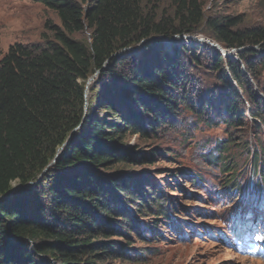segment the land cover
Segmentation results:
<instances>
[{
    "label": "trees",
    "instance_id": "1",
    "mask_svg": "<svg viewBox=\"0 0 264 264\" xmlns=\"http://www.w3.org/2000/svg\"><path fill=\"white\" fill-rule=\"evenodd\" d=\"M39 1L57 11L62 27L52 26L54 38L43 44H11L0 60V197L12 192L17 183L26 185L37 180L58 148H64L50 166L47 185L36 187L28 203L20 194L30 196L31 190L23 189L0 200V264L144 260L145 251L137 256L138 249L133 248L131 230L143 239L149 227L133 212L139 216L165 215L164 222L179 232L178 223L168 214L169 204L174 201L147 176L138 181L135 176L112 177L105 171L110 164L145 162V153L131 154L132 148L123 146L124 134L143 140L156 138L159 126L153 124L154 118L160 123L165 115L169 119L170 113L178 110L179 100L175 97L186 68L181 53L186 54L187 49L184 44L177 47L182 40L168 46L162 40H147L209 32L227 50L244 49L264 42V26L241 28L239 16L206 15L202 0H175L173 13H159L156 7L148 9L145 1L153 0ZM84 29L90 30L89 44L70 36ZM143 41L145 51L152 48L153 55L139 54L134 57L137 67L130 66L128 73L118 71L124 59L115 54ZM249 53L252 57L256 54L251 50L240 56L248 58ZM202 54H213L208 69L220 71L219 85L207 86L213 93L208 90L211 92L198 95V108L194 101L187 105L180 99L184 107L194 111L208 127H218L223 122L233 128L244 126L248 124L245 112L257 121L258 129L264 125V106L253 93L241 65L210 47H203ZM260 55L259 62L264 67V52ZM108 62L113 65L105 68ZM247 67L251 69L253 65L247 61ZM96 71L119 78L113 82L116 87L106 86V92L95 97L98 108L112 113L114 121L92 116L82 120L85 84ZM227 72L246 94L249 106L229 82ZM75 102L80 104L77 114L71 112ZM251 105L252 109H248ZM81 123L88 133H77ZM238 144L231 135L217 140L201 154L204 161L226 176L232 187L238 170L232 148ZM262 156V150L253 154L259 179L247 189L253 187L254 196L260 192L264 178ZM187 174L193 178V188L203 187L202 174ZM148 181L150 190L141 191L139 182ZM236 186L234 194L244 195L245 187L240 183ZM157 219L152 225L156 233Z\"/></svg>",
    "mask_w": 264,
    "mask_h": 264
},
{
    "label": "rangeland",
    "instance_id": "2",
    "mask_svg": "<svg viewBox=\"0 0 264 264\" xmlns=\"http://www.w3.org/2000/svg\"><path fill=\"white\" fill-rule=\"evenodd\" d=\"M202 1L206 15L216 13L232 18L239 16L242 21L241 28L264 26V0ZM145 3L149 4L148 9L156 7L159 13H173L176 9L175 0H153L152 3L146 1ZM52 26L62 27L61 20L57 11L43 2L39 0H0V60L13 43L43 44L53 40ZM70 36L87 44L90 42L89 29ZM187 36L200 39V42L189 44L186 41L183 42L182 35H175L173 37L182 38L169 44L177 43L176 41L179 43L182 40L177 47L181 48L184 44L187 49L186 54L181 53L184 58L182 61L186 62V68L182 74V80L178 84V93L175 97L177 101H181L177 102V112L175 110L170 113L171 118L169 119H166L165 115L160 123L159 119L154 118L153 124L159 126L156 138L143 140L137 135L124 134L123 146L132 148L131 154L140 151L145 153V162L135 165L110 164L111 168L105 171L112 177L130 175L135 176L139 181L141 177L147 176L151 178V181H155L159 189L170 195V200L174 201L172 204H177L175 207L169 204L168 214L173 217V222L176 220L181 231L174 232L172 226L164 222L167 220L165 215L147 213L144 216H139L137 212L132 211L133 215H136L142 223H148L149 228L144 230L143 239L137 238L135 231L131 230L133 248L138 249L137 256L143 255L140 252L145 251V255H143L145 259L139 261L109 260L105 264H264V178L261 179V188L257 193V198L251 195L253 187L249 186L247 189L249 184L251 185L259 179L254 171L253 154L256 150H262L264 159V125L258 129L257 121L252 118L250 113L245 112L248 124L244 126L233 128L223 122L218 127H208L198 119L194 111L184 107V103L188 105L194 101L193 104L198 108L197 101L202 96L201 94L210 93L212 88L209 87L217 84L221 76L220 71L213 72L208 69L213 54L204 56L202 54L203 47H210L213 52H221L227 60L240 64L244 75L252 86L253 93L264 106V67H261L259 62L260 53L264 52V42L255 46L248 45L244 49L227 50L215 41L209 32L187 34ZM145 42L122 49L115 54L117 58L124 59L117 66L118 71L128 73L127 70L130 69V66L137 67L138 63H135L134 57L139 54L146 52L147 55H153L152 48L145 51ZM137 50L140 52L135 54ZM222 50L230 52V56L225 55ZM251 50L256 52L255 56L252 57L250 53L248 58L240 56L244 51L250 52ZM247 61L253 65L251 69H248ZM112 65L108 62L105 68H110ZM226 76L240 96H244L245 99H243L247 100L246 106H249L246 94L232 79L230 72H227ZM118 79L117 76H111L109 72L96 71L91 74L85 84V96L82 102L83 121L87 116L114 121L116 117H112V113L108 114L106 110L98 108L96 103L99 100H96L95 97L104 94L107 90L106 86L116 87L113 82ZM72 109L71 112L77 114L80 111V104L75 102ZM248 109H252V105ZM195 124H198L199 127H195ZM78 130L81 131V134L88 133V128L83 127V123L77 127V133H79ZM77 133L71 138H74ZM231 135L239 143L238 146L232 148V154H234L238 167L233 187L226 182V176L219 169L201 157L204 149H209L221 138H231ZM63 148L64 146L58 148L55 158L39 174L37 180L26 185L15 184L14 191L12 190L11 194L3 200L10 198L16 191L31 190L30 196L27 193L20 194L27 202L30 197L35 195L36 187L40 184L45 187L50 180V166H54L58 157L63 153ZM259 162L262 163V161ZM183 169H187L189 172L182 173ZM187 173L202 174L203 187L193 188V178L189 177ZM151 181L142 184L139 182L138 188L141 187V191L150 190ZM239 183L246 189L244 195L240 196L238 192L234 194V190L237 189L236 184L239 185ZM240 202L244 203L240 204ZM235 204L238 206L237 212L230 214V210L233 211L236 208ZM156 218H158L156 229L159 231L157 233L152 228ZM237 224H241L243 229L248 230V233L241 235V233L229 230L236 227ZM245 237H248L246 239L248 241H253L257 237L261 240L262 247L258 253L250 256L234 249V240ZM130 254L132 255V253ZM42 258L52 260L48 256Z\"/></svg>",
    "mask_w": 264,
    "mask_h": 264
},
{
    "label": "bare ground",
    "instance_id": "3",
    "mask_svg": "<svg viewBox=\"0 0 264 264\" xmlns=\"http://www.w3.org/2000/svg\"><path fill=\"white\" fill-rule=\"evenodd\" d=\"M180 38H182V37H175V39H159V40H162V42L165 44V46H168L170 43H172L173 41L180 39ZM183 38H184L183 41H186L189 44H192V43L195 44L197 42H200V39H197L193 36H187V37H183ZM176 42L178 43V41H176ZM225 55L230 56V53L228 51H225Z\"/></svg>",
    "mask_w": 264,
    "mask_h": 264
},
{
    "label": "water",
    "instance_id": "4",
    "mask_svg": "<svg viewBox=\"0 0 264 264\" xmlns=\"http://www.w3.org/2000/svg\"><path fill=\"white\" fill-rule=\"evenodd\" d=\"M183 37L184 36H187V35H182ZM159 39H170V38H168L167 36H164V35H162V36H158V37H154L153 39H149V41H156V40H159ZM219 45V44H218ZM222 51H226V50H222ZM223 52V53H224ZM230 53V52H229ZM19 186H21V185H19ZM14 191V190H13ZM11 194V192L9 193V194H7V195H4V196H1L0 197V199H3V198H6V197H8L9 195Z\"/></svg>",
    "mask_w": 264,
    "mask_h": 264
}]
</instances>
